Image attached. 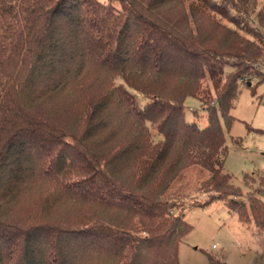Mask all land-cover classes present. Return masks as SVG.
Instances as JSON below:
<instances>
[{
  "label": "trees",
  "instance_id": "trees-1",
  "mask_svg": "<svg viewBox=\"0 0 264 264\" xmlns=\"http://www.w3.org/2000/svg\"><path fill=\"white\" fill-rule=\"evenodd\" d=\"M250 4L0 0V264H179L191 225L165 195L193 165L209 177L190 206L225 201L264 249V203L234 200L223 171L221 122L234 120L238 81L254 93L264 71L219 18L259 36ZM207 79L200 127L184 102Z\"/></svg>",
  "mask_w": 264,
  "mask_h": 264
},
{
  "label": "rangeland",
  "instance_id": "rangeland-1",
  "mask_svg": "<svg viewBox=\"0 0 264 264\" xmlns=\"http://www.w3.org/2000/svg\"><path fill=\"white\" fill-rule=\"evenodd\" d=\"M250 2L246 22L251 29L259 31V36L241 32L232 23L217 18L230 29L239 32L243 38L253 41L256 49L263 53V60L256 65L263 72L264 19L259 22V13H264V0ZM247 81H238L240 92L230 110V115L234 117L233 122L227 129L221 122L225 137L223 171L230 175L231 183L241 190V196H234V200L245 205L253 193L256 199H261L264 203V193L259 196L254 192L260 188L261 177L264 176V82L251 93L248 87H244ZM250 81L255 82V78ZM120 82L117 79L116 83ZM202 88L204 91L199 96L188 97L184 102L186 119L195 120L200 127L206 125L204 100L213 96L208 79L203 82ZM205 89H209L208 94ZM130 92L139 104L147 102L141 94L132 90ZM208 177L209 172L206 169L193 165L172 183L165 195L168 200L183 203L180 210L191 225V230L180 243L178 263L210 264L208 257H212L219 264H264L262 232L252 222H240L237 214L228 209L225 201H214L204 207L190 206L192 202L206 198L201 183Z\"/></svg>",
  "mask_w": 264,
  "mask_h": 264
},
{
  "label": "water",
  "instance_id": "water-1",
  "mask_svg": "<svg viewBox=\"0 0 264 264\" xmlns=\"http://www.w3.org/2000/svg\"><path fill=\"white\" fill-rule=\"evenodd\" d=\"M248 85H250V83H248Z\"/></svg>",
  "mask_w": 264,
  "mask_h": 264
}]
</instances>
